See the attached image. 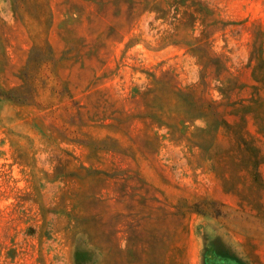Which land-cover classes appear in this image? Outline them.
<instances>
[{"label": "rangeland", "instance_id": "1", "mask_svg": "<svg viewBox=\"0 0 264 264\" xmlns=\"http://www.w3.org/2000/svg\"><path fill=\"white\" fill-rule=\"evenodd\" d=\"M253 101L264 0H0V264H264L214 171Z\"/></svg>", "mask_w": 264, "mask_h": 264}, {"label": "trees", "instance_id": "2", "mask_svg": "<svg viewBox=\"0 0 264 264\" xmlns=\"http://www.w3.org/2000/svg\"><path fill=\"white\" fill-rule=\"evenodd\" d=\"M253 103L239 102L232 107L230 114L237 116L232 123L224 122L230 137L229 146L214 160V171L225 193L237 198V205L248 208L255 216L264 221V140L251 133L247 128L249 117L256 126V132L264 137L261 112Z\"/></svg>", "mask_w": 264, "mask_h": 264}]
</instances>
